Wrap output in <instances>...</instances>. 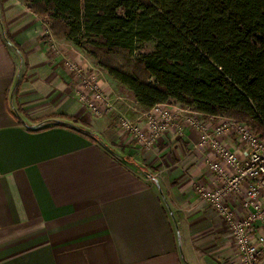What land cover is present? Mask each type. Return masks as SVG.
<instances>
[{
  "label": "crops",
  "instance_id": "1",
  "mask_svg": "<svg viewBox=\"0 0 264 264\" xmlns=\"http://www.w3.org/2000/svg\"><path fill=\"white\" fill-rule=\"evenodd\" d=\"M0 8L22 48L0 20V264H240L224 221L195 190L208 181L198 131L173 129L136 149L79 101L67 59L93 61L46 37L21 0Z\"/></svg>",
  "mask_w": 264,
  "mask_h": 264
},
{
  "label": "trees",
  "instance_id": "2",
  "mask_svg": "<svg viewBox=\"0 0 264 264\" xmlns=\"http://www.w3.org/2000/svg\"><path fill=\"white\" fill-rule=\"evenodd\" d=\"M26 2L47 21V37L93 57L144 111L176 101L264 136V0ZM0 14L6 40L22 50Z\"/></svg>",
  "mask_w": 264,
  "mask_h": 264
},
{
  "label": "built area",
  "instance_id": "3",
  "mask_svg": "<svg viewBox=\"0 0 264 264\" xmlns=\"http://www.w3.org/2000/svg\"><path fill=\"white\" fill-rule=\"evenodd\" d=\"M80 82L79 101L91 115L102 117L117 109V98L94 74L69 63ZM198 131L194 145L205 158L208 181L195 190L224 221L240 264H264V136L245 121L223 116L208 123L203 114L176 101L158 103L136 119L121 115L115 129L136 149L151 150L173 129Z\"/></svg>",
  "mask_w": 264,
  "mask_h": 264
},
{
  "label": "rangeland",
  "instance_id": "4",
  "mask_svg": "<svg viewBox=\"0 0 264 264\" xmlns=\"http://www.w3.org/2000/svg\"><path fill=\"white\" fill-rule=\"evenodd\" d=\"M21 1L26 5L27 9L29 11H31V13H33L35 16H37V17H39L40 19L43 20V21H40V23H39L40 26L42 27V29L44 30V28H46V31L51 33L50 29H49V25H48V23H46L47 21L45 19H43L42 17L36 15L32 10H30L28 8V6H27L28 4H27L26 0H21ZM47 26H48V28H47ZM52 39H53V37H52ZM56 44H58V42H56ZM154 46H155V43L150 42V43L145 44L140 49H141L142 52H151L154 49ZM54 49L56 51H58V50L61 49V46L58 45V47H56L54 45V46H52L51 50H54ZM84 53L87 55L86 52H84ZM87 56L89 57L90 61H93V64H88L86 61L81 63V61L77 62V61H75L73 59H67V66L69 65V63H73V64H76V65L80 66L83 70H86V71H89V72L94 71V74L97 76V78H99V80L102 79L105 82L108 81V84L110 85L112 90L119 95V97L118 96L116 97L117 99H119V102L117 101V105H116L117 109H116V111L113 114H108L109 116L108 115H104L102 117L108 116V117L112 118V120L114 121L113 122L114 126H116L117 120L119 119V117L121 115L136 119L138 116H135V113H137L138 111L136 112L135 106L138 105V104L136 103L135 98L133 97V95L128 90L123 88L116 80H114L109 75L107 70L105 68L101 67L96 62V60L93 57H91L89 55H87ZM70 71H72V70H70ZM77 78H78L77 83H79L81 78L80 77H77ZM113 95H115V94H113ZM113 98H115V97L113 96ZM12 102L14 103V106H15V100H12ZM119 109L122 110V111H120ZM113 132H114V130H113ZM115 132L117 133V131H115ZM128 150L131 151L129 148H128ZM132 153H134V152H132Z\"/></svg>",
  "mask_w": 264,
  "mask_h": 264
}]
</instances>
